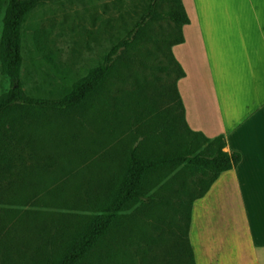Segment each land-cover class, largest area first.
<instances>
[{"label":"trees","instance_id":"obj_1","mask_svg":"<svg viewBox=\"0 0 264 264\" xmlns=\"http://www.w3.org/2000/svg\"><path fill=\"white\" fill-rule=\"evenodd\" d=\"M48 1L0 0L9 83L0 94V202L11 205L0 215V264H195L193 202L241 155L224 150V134L207 137L185 121L177 89L185 73L172 50L189 23L183 0H143L124 35L78 78L59 64L51 31L35 28L34 54L62 84L54 97L25 92L21 78L23 25ZM137 69L173 75L172 83L149 93ZM106 123L113 137L120 125L126 148L117 158L113 144L99 155L107 165L91 170L78 145L87 126L101 136ZM78 167L91 176L81 179Z\"/></svg>","mask_w":264,"mask_h":264},{"label":"crops","instance_id":"obj_2","mask_svg":"<svg viewBox=\"0 0 264 264\" xmlns=\"http://www.w3.org/2000/svg\"><path fill=\"white\" fill-rule=\"evenodd\" d=\"M191 2L193 19L184 5L189 23L173 46L185 121L207 137L224 134V150L241 155L193 202L195 264H264V0Z\"/></svg>","mask_w":264,"mask_h":264},{"label":"rangeland","instance_id":"obj_3","mask_svg":"<svg viewBox=\"0 0 264 264\" xmlns=\"http://www.w3.org/2000/svg\"><path fill=\"white\" fill-rule=\"evenodd\" d=\"M188 14L193 19L194 9L192 0H183ZM143 0H51L46 4L34 9L23 25V66L21 78L25 92L34 95L54 97L62 92V84L49 73V68L40 62V58L34 54L32 47V33L35 28H46L51 31L50 38L52 47L56 53L57 60L61 67L71 68L75 77L84 76L88 70L96 65L102 56L109 50L112 43L124 35L125 28H129L140 14ZM193 26V25H192ZM192 27H187L191 29ZM1 30V18H0ZM187 31V30H186ZM188 32V31H187ZM173 50V48H172ZM180 56V52L178 54ZM182 56V62L186 67L192 65L189 56ZM118 71H122L120 66ZM137 77L144 81L150 93L153 87L171 85L173 75H166L150 70L141 71L137 69ZM158 78L159 81H158ZM9 83L0 71V94L6 91ZM161 88V87H159ZM168 102L166 96L161 98V106ZM103 112V111H102ZM103 115L110 119L107 112ZM52 120H65L66 115H50ZM116 126V125H114ZM116 137L110 135L113 127L110 123L105 124V130L101 136L93 134L90 126H87L82 135V141L78 145V150L82 158V164L96 163V167L91 170H98L104 163L100 154L103 151L112 150L113 144L117 143L115 156L119 158L125 148L126 139L119 133L120 125L117 123ZM100 140V146L94 147L93 139ZM128 145V144H127ZM96 150L94 153L93 150ZM94 154H93V153ZM79 168V167H78ZM81 179L91 176L90 171L79 168ZM56 181L61 179L57 178ZM170 179L169 176L166 180ZM1 187V185H0ZM7 201L0 202V215L4 209L10 208ZM20 210L27 208V205L19 206Z\"/></svg>","mask_w":264,"mask_h":264}]
</instances>
